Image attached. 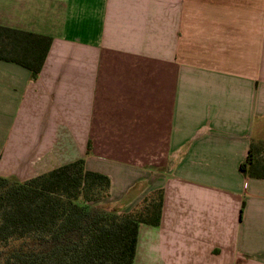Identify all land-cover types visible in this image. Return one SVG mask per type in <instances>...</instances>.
<instances>
[{
  "label": "crops",
  "instance_id": "crops-1",
  "mask_svg": "<svg viewBox=\"0 0 264 264\" xmlns=\"http://www.w3.org/2000/svg\"><path fill=\"white\" fill-rule=\"evenodd\" d=\"M0 26L53 38L37 81L0 61V176L85 159L119 212L164 191L135 264H264V0H0Z\"/></svg>",
  "mask_w": 264,
  "mask_h": 264
},
{
  "label": "trees",
  "instance_id": "trees-1",
  "mask_svg": "<svg viewBox=\"0 0 264 264\" xmlns=\"http://www.w3.org/2000/svg\"><path fill=\"white\" fill-rule=\"evenodd\" d=\"M53 38L0 26V61L37 81ZM88 147L87 155L91 152ZM264 142L252 143L241 172L264 180ZM110 177L79 159L25 181L0 176V264H135L142 226L159 228L164 191L133 211L97 210Z\"/></svg>",
  "mask_w": 264,
  "mask_h": 264
},
{
  "label": "rangeland",
  "instance_id": "rangeland-1",
  "mask_svg": "<svg viewBox=\"0 0 264 264\" xmlns=\"http://www.w3.org/2000/svg\"><path fill=\"white\" fill-rule=\"evenodd\" d=\"M38 162H36L35 164H37ZM64 161H60V162H54V164H52L51 166H49V163H45V166L42 165V169L41 171H45L46 173L49 172L51 170V168H58L59 165H63ZM60 167V166H59ZM45 174V173H44ZM153 193V192H152ZM151 195V194H150ZM96 206L97 210H106V211H115L118 212L120 210H118V206L115 203L114 199H111V194L110 197L108 196L107 198H105L104 200H100L98 201L96 204H94ZM143 207V203H139L137 206H135L133 209L128 210L129 211H133V210H140ZM118 210V211H117ZM140 261V260H139ZM137 262L138 264H147L146 259L142 260L141 262Z\"/></svg>",
  "mask_w": 264,
  "mask_h": 264
}]
</instances>
